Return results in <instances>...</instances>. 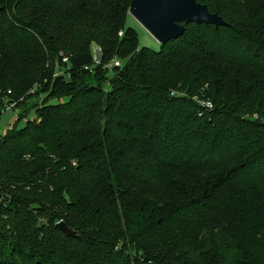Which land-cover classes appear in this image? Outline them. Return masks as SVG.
<instances>
[{
  "label": "trees",
  "instance_id": "trees-1",
  "mask_svg": "<svg viewBox=\"0 0 264 264\" xmlns=\"http://www.w3.org/2000/svg\"><path fill=\"white\" fill-rule=\"evenodd\" d=\"M198 2L228 26L155 52L130 0H0V111L45 96L0 137V264H264V0Z\"/></svg>",
  "mask_w": 264,
  "mask_h": 264
},
{
  "label": "water",
  "instance_id": "water-1",
  "mask_svg": "<svg viewBox=\"0 0 264 264\" xmlns=\"http://www.w3.org/2000/svg\"><path fill=\"white\" fill-rule=\"evenodd\" d=\"M128 14L159 45L177 40L189 24L212 25L215 28L228 26L221 17L209 13L198 0H130ZM55 229L68 238H78L75 231L63 222L57 223Z\"/></svg>",
  "mask_w": 264,
  "mask_h": 264
},
{
  "label": "rangeland",
  "instance_id": "rangeland-1",
  "mask_svg": "<svg viewBox=\"0 0 264 264\" xmlns=\"http://www.w3.org/2000/svg\"><path fill=\"white\" fill-rule=\"evenodd\" d=\"M126 27H130L133 30L136 31L139 39V46L140 47H146L148 49H151L155 52H157L160 49V45L154 40L153 37H151L146 30L137 22L135 21L129 14L126 18ZM98 48L96 45L91 46V53L94 52V50ZM107 81L104 83V90L107 92L110 89L109 81L112 79V74L110 72H107L105 74ZM45 99L44 95H39L35 98H32L28 101L23 102L20 106L15 107L14 109H7V105L0 111V137H3L5 132L10 129V127L13 125L14 120L16 119V116L23 112L22 114L26 115V118L22 119L18 124V128H23L27 120H32L35 117L36 108L42 106V102ZM200 104L204 103H210L208 100H198L196 97L193 98ZM67 99L61 98L60 100H51L48 104H57V103H64ZM7 99H5L6 104ZM211 104V103H210ZM212 106V105H211ZM25 112V113H24ZM252 119L254 116L251 117Z\"/></svg>",
  "mask_w": 264,
  "mask_h": 264
},
{
  "label": "built area",
  "instance_id": "built-area-1",
  "mask_svg": "<svg viewBox=\"0 0 264 264\" xmlns=\"http://www.w3.org/2000/svg\"><path fill=\"white\" fill-rule=\"evenodd\" d=\"M100 54H101V49L98 47V48H96L95 50H94V52L92 53V58H93V66H98V65H100L101 64V61H100ZM59 57H60V59H61V62H62V66H56V68H55V72H54V76H66V70L68 69V65H67V63H68V59L64 56V55H62V54H59ZM114 67H117V68H119V67H121V62L120 61H118V60H113V61H111L110 63H107V64H104L103 66H102V68L103 69H105V70H111L112 68H114ZM85 69H87V68H85ZM7 93V95H10V91H8V92H6ZM23 100V98L22 99H20L19 100V102H21ZM7 106V109H14L15 107H16V105H17V102H15V101H11V102H9L8 104H6ZM201 105H203L205 108H207V109H211V104L210 103H204V104H201ZM11 128V127H10Z\"/></svg>",
  "mask_w": 264,
  "mask_h": 264
}]
</instances>
